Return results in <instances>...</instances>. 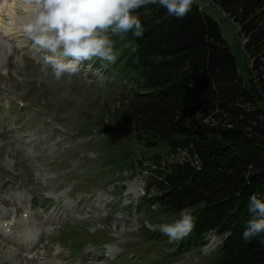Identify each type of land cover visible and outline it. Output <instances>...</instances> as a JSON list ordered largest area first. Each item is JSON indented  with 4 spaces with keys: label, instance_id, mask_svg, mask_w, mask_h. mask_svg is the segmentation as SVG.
<instances>
[{
    "label": "rangeland",
    "instance_id": "rangeland-1",
    "mask_svg": "<svg viewBox=\"0 0 264 264\" xmlns=\"http://www.w3.org/2000/svg\"><path fill=\"white\" fill-rule=\"evenodd\" d=\"M194 2L219 22L248 81L238 26L217 4ZM0 6V33L12 45L0 70V217L24 227L34 221L40 232L28 256L0 237V264H210L205 255L220 235L179 254V241L169 243L158 230L159 217L172 222L179 213L149 200L141 162L151 151L118 132L132 89L116 82L117 71L108 73L116 62L86 61L77 75L57 81L23 31L29 0H0ZM35 226L25 227L28 236Z\"/></svg>",
    "mask_w": 264,
    "mask_h": 264
},
{
    "label": "trees",
    "instance_id": "trees-1",
    "mask_svg": "<svg viewBox=\"0 0 264 264\" xmlns=\"http://www.w3.org/2000/svg\"><path fill=\"white\" fill-rule=\"evenodd\" d=\"M209 1L238 26L239 44L246 39L249 80L198 3L182 19L155 5L138 9L144 34H129L108 70L132 89L118 132L151 151L141 162L149 200L170 213L191 210L194 227L179 254L216 233L210 264H264V234L242 237L249 198L264 199V0Z\"/></svg>",
    "mask_w": 264,
    "mask_h": 264
},
{
    "label": "clouds",
    "instance_id": "clouds-1",
    "mask_svg": "<svg viewBox=\"0 0 264 264\" xmlns=\"http://www.w3.org/2000/svg\"><path fill=\"white\" fill-rule=\"evenodd\" d=\"M193 3L194 0H29L32 12L23 31L43 53L45 69H50L59 81L77 75L86 61L115 63L119 55L116 44L129 34L135 38L144 34L138 9L155 5L166 9L169 16L182 19L191 12ZM247 207L250 219L242 237L249 242L264 234V199L252 195ZM178 217L172 222L159 217L158 230L169 243L184 239L194 227L190 209H182Z\"/></svg>",
    "mask_w": 264,
    "mask_h": 264
},
{
    "label": "bare ground",
    "instance_id": "bare-ground-1",
    "mask_svg": "<svg viewBox=\"0 0 264 264\" xmlns=\"http://www.w3.org/2000/svg\"><path fill=\"white\" fill-rule=\"evenodd\" d=\"M5 3V2H4ZM2 6H0L1 8ZM26 8L30 9V13L26 16H24V19L26 20L27 17L31 14L32 12V7L31 6H26ZM11 13V12H10ZM24 20V21H25ZM23 21V20H22ZM24 23V22H23ZM15 30V29H14ZM11 42H10V38L8 37V35H2L0 33V70L3 68L5 69V67L7 66L6 64L8 63V59H9V53L11 51ZM1 232V230H0Z\"/></svg>",
    "mask_w": 264,
    "mask_h": 264
}]
</instances>
